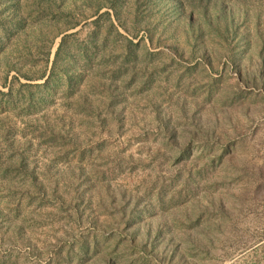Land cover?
I'll return each instance as SVG.
<instances>
[{"label": "rangeland", "instance_id": "rangeland-1", "mask_svg": "<svg viewBox=\"0 0 264 264\" xmlns=\"http://www.w3.org/2000/svg\"><path fill=\"white\" fill-rule=\"evenodd\" d=\"M247 262L264 0H0V264Z\"/></svg>", "mask_w": 264, "mask_h": 264}, {"label": "trees", "instance_id": "trees-1", "mask_svg": "<svg viewBox=\"0 0 264 264\" xmlns=\"http://www.w3.org/2000/svg\"><path fill=\"white\" fill-rule=\"evenodd\" d=\"M63 43H64V36H62L61 41H60V43L58 45V48H57V50L55 52V60H54V63H55L56 59L58 58L60 51L62 50ZM45 72H46L45 70L41 71V73L38 76H36V77H34L32 75H27V74H23L22 76H24L28 80H32L34 78H43L45 76ZM247 264H252V263L247 262Z\"/></svg>", "mask_w": 264, "mask_h": 264}]
</instances>
